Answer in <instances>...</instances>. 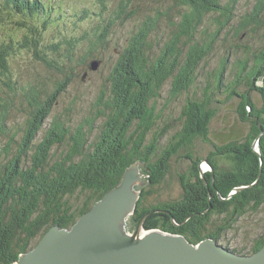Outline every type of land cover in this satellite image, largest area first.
Segmentation results:
<instances>
[{
	"label": "trees",
	"instance_id": "1",
	"mask_svg": "<svg viewBox=\"0 0 264 264\" xmlns=\"http://www.w3.org/2000/svg\"><path fill=\"white\" fill-rule=\"evenodd\" d=\"M23 1L32 7L27 8L19 0H2L0 13L7 17L12 11L15 16L33 19L35 6L44 7L40 0ZM239 1L174 0L171 6L176 9L174 18L168 8L143 23L121 51L107 80V103L103 107L100 100L97 102L102 108H98L97 116H103L105 122L92 140L88 138L92 122L86 126L87 132L81 127L71 136L68 128L53 120L43 131L42 141L38 145L33 142L43 129V121L50 116V101L72 80V76H64L62 66L69 69L78 66L73 62L74 54L77 55L73 43L63 41V47L67 46L64 49L67 61L60 66L56 59L47 60L45 50L38 49L40 33L30 22L20 23L27 30L20 41L0 44V84L5 87V90L0 87V138H6L2 133L8 129L12 99L20 93L27 101L26 123L22 128L25 134L18 151L6 163L0 161V264H12L21 253L31 250L49 227L70 228L119 183L124 170L134 161H141L142 173L145 170L148 183L154 186L168 174L171 158L181 152L189 166L180 176L183 191L180 200L145 206L152 192L141 188L130 217L132 226L135 228L138 220L149 213L143 224L145 230L182 235L190 244L209 238L240 256H250L264 246V235L253 242L246 255L228 249L227 244L221 245V235L235 221L264 205V41L254 51L252 46L240 44L243 36L264 32V0H255L250 11L237 16ZM20 5H23L21 9ZM128 5L129 0H121L112 20L130 19L134 13H127ZM163 17L171 28L169 38L159 54L151 58L147 54V38ZM108 26L101 33L98 27V33L83 36L89 42L88 50L104 46ZM219 41L231 44L228 56L219 57L218 65L200 82V65L211 59ZM61 45H52L49 49L53 54L58 51L62 54ZM21 51L63 73L62 81L51 94L43 96L35 88L24 87L12 75V59ZM82 59L80 65L88 68L90 61L87 63L85 55ZM167 83L170 84L169 101L185 94L186 102L179 116L181 128L161 146L168 130H156L160 118L156 102ZM193 87L199 89L189 94ZM2 91L5 97L1 96ZM220 93L225 96L221 103L237 100V120L249 126L243 137L225 138L227 143L210 138V126L219 109L215 104L220 103L215 97ZM252 93L260 96V105L253 100ZM101 96L104 98L105 93ZM67 135L73 140L68 141L70 148L53 160L54 144L65 143ZM257 138L256 153L252 145ZM11 140L13 143L14 137ZM200 143L210 148L205 158L208 170L202 175V157L199 158L196 147ZM6 150L8 156L9 149ZM30 150L31 165L24 167V158ZM224 161L228 166L220 165ZM243 186L248 188L233 193ZM75 194L81 198L76 207L70 202Z\"/></svg>",
	"mask_w": 264,
	"mask_h": 264
},
{
	"label": "rangeland",
	"instance_id": "2",
	"mask_svg": "<svg viewBox=\"0 0 264 264\" xmlns=\"http://www.w3.org/2000/svg\"><path fill=\"white\" fill-rule=\"evenodd\" d=\"M120 1L121 0H40L44 7L41 5L35 6L33 19H27L26 16H24V18L21 16H15L12 11L7 17L0 13V44L11 40L15 42L20 41L22 36L27 33L25 28L20 27V23L27 21L36 25L37 30L40 33V46H38V49L45 50V52H43L46 54L48 61L56 59V61L59 62V66L67 61L64 58V49L66 50L67 46L63 47V41L68 43L71 41V44L73 43V51H77V55L74 54L73 62L78 66L71 67V69L62 66V69L65 72L64 76L70 75L72 76V80L64 89L60 90L61 92L57 93L53 102L50 101V116L43 121L42 131L34 137V145H38L42 141L43 131L53 120H56L59 125L62 123L68 128L70 130L68 135L71 136L81 127H84V132H87L88 128L86 126L90 122H92L93 128L92 133L88 138L92 140L94 136L98 134L105 119L103 116H97L98 110L102 109L101 106L97 105V102L100 100L104 107V104L108 101V98H106L109 95L107 80L113 72L115 63L121 51L126 47L130 37L143 23L149 19H154L156 15L159 14L158 12L164 13L166 9L171 8L174 2V0H129L127 13L134 14L130 19L121 22L119 19L112 20L114 12H117V7ZM12 2L13 4L16 3L14 1ZM19 2H21V4H26L23 0H19ZM254 2L255 0H240L236 7V15L241 16L247 11H250ZM26 5H28L27 8L32 7L30 6V3ZM22 6L23 5H20V9ZM12 10L15 11V9ZM174 11H176V9L171 8L169 12L173 18L175 15L173 13ZM209 20H207V23ZM106 25L109 26L104 46L99 45L98 47H92L88 50L89 42L83 39V36L89 34L88 36L91 37L90 34L94 35L98 33V27H100L99 33H101L102 28L104 29ZM170 30L171 28L167 25V21L164 17L159 19L156 27L150 31L147 38V54L149 57L154 58L159 54L162 46L169 38ZM263 41L264 32H259L252 37L243 36L240 40V44L247 45L246 47L252 46L254 51ZM61 43L62 45L59 49L62 54L58 51V54L54 53V55L49 47ZM181 43H183L182 40ZM234 43H236V41ZM102 47H104V49ZM230 47V43L219 41L215 46L214 52L211 54V59H209L206 64L200 65L198 70V74H200V82L204 81L206 75L212 70V68L218 65L219 57L222 58L221 56H228L227 52L230 50ZM88 51H91L92 53H89ZM83 54L87 59V63L90 61L88 68L87 66H82V64L80 65V63L83 62V59L80 60V58L84 56ZM230 58H232V56H230ZM93 65H96L97 67L90 69ZM11 69L12 75L15 76L21 84H24V87L30 86L35 88L43 96L51 94L52 91L55 90V87L57 88V83L62 81L63 78V73L48 68L45 64L39 62L30 53L25 51L18 52L13 57ZM196 84L199 85L198 80ZM258 84L262 85V82ZM0 87L5 90L3 85L0 84ZM169 88V83L164 85L163 89L160 91L161 96L156 102V112L160 116L157 121L156 130H168L167 135H165L160 142L161 146H165L169 137L181 128L182 121H180L179 116L186 102L185 94L169 101ZM198 89L199 87H193L189 94ZM102 92L105 93L104 98L101 96ZM198 93L197 96H199ZM1 96L5 97L6 94L4 93ZM224 97V94L221 93L215 97L217 101L220 102L215 104L219 109L217 116L213 119L210 126V138L213 141H221L220 143H227L228 140L225 138L228 136L229 139L232 137L235 138V136L243 137L249 128L248 124H242L237 120V115L235 113L238 104L237 100L233 99L221 103L224 100ZM252 98L256 104L260 105L261 99L259 95L252 93ZM26 114L27 101L19 93L18 96L12 99L9 123L6 125L8 129L2 133L6 135V138H0L1 164L6 163L7 160L18 151L20 141L25 134L22 128L26 123ZM68 135L67 138L64 137L65 143L62 141L61 143L57 142L54 144V147L51 150V154H54L53 160L59 158L61 153L64 154L68 148H70L71 144L69 142H72L73 140H71ZM12 137H14L13 143L11 140ZM196 147L198 149L199 158L202 157L200 171L205 173L208 169L204 162H206L205 158L209 155L210 148L202 143L197 144ZM256 147L257 146L253 147V149ZM6 149H9L8 156L5 155L7 152ZM181 153L177 157L171 158L169 162V172L158 185L150 186L148 183V177H143V180L146 183L139 189L141 190V188H143L152 192L145 203V206L171 203L180 200L183 193L180 176L186 173L189 166V161L182 158L183 155ZM31 154L32 150L28 152V157L24 158V167H29L31 165ZM226 164H228L227 161L220 163L223 167L228 166ZM143 173L146 174L145 170H143ZM105 194L102 197H104ZM78 196L80 195L75 194L70 197V202L73 203L74 207L81 202V198H78ZM136 204L137 202L135 203V208ZM215 220L218 221L219 218H215ZM51 227H49L48 230ZM134 229L135 228L132 226L128 233H132ZM263 235L264 205H262L257 212L245 214L235 221V223H233L232 226L221 235V245L226 246L227 244L228 249H236L242 252V255H246L250 253L253 242Z\"/></svg>",
	"mask_w": 264,
	"mask_h": 264
},
{
	"label": "water",
	"instance_id": "3",
	"mask_svg": "<svg viewBox=\"0 0 264 264\" xmlns=\"http://www.w3.org/2000/svg\"><path fill=\"white\" fill-rule=\"evenodd\" d=\"M257 145L258 138L252 147ZM143 177L149 176L142 173V163L137 160L125 169L119 184L69 229L52 226L32 250L20 254L12 264H264V246L245 257L209 238L194 245L182 235L145 230L149 213L128 233L139 188L146 183ZM247 188L234 189L233 193Z\"/></svg>",
	"mask_w": 264,
	"mask_h": 264
},
{
	"label": "bare ground",
	"instance_id": "4",
	"mask_svg": "<svg viewBox=\"0 0 264 264\" xmlns=\"http://www.w3.org/2000/svg\"><path fill=\"white\" fill-rule=\"evenodd\" d=\"M256 149V153H257V151H258V148L256 147L255 148ZM205 164H206V166H207V163L206 162H204ZM139 193H140V189H139ZM224 248V247H223ZM225 249V248H224ZM246 257V256H245Z\"/></svg>",
	"mask_w": 264,
	"mask_h": 264
},
{
	"label": "clouds",
	"instance_id": "5",
	"mask_svg": "<svg viewBox=\"0 0 264 264\" xmlns=\"http://www.w3.org/2000/svg\"><path fill=\"white\" fill-rule=\"evenodd\" d=\"M207 169H208V165H207ZM201 173H203V172H201ZM217 243V242H216Z\"/></svg>",
	"mask_w": 264,
	"mask_h": 264
}]
</instances>
